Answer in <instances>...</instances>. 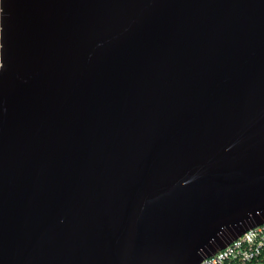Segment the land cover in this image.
Masks as SVG:
<instances>
[{
  "label": "water",
  "instance_id": "obj_1",
  "mask_svg": "<svg viewBox=\"0 0 264 264\" xmlns=\"http://www.w3.org/2000/svg\"><path fill=\"white\" fill-rule=\"evenodd\" d=\"M264 220V0H0V264H196Z\"/></svg>",
  "mask_w": 264,
  "mask_h": 264
},
{
  "label": "built area",
  "instance_id": "obj_2",
  "mask_svg": "<svg viewBox=\"0 0 264 264\" xmlns=\"http://www.w3.org/2000/svg\"><path fill=\"white\" fill-rule=\"evenodd\" d=\"M196 264H264V220L249 226Z\"/></svg>",
  "mask_w": 264,
  "mask_h": 264
}]
</instances>
